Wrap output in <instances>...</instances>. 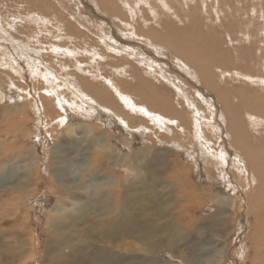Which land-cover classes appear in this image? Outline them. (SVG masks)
Segmentation results:
<instances>
[{"label": "rangeland", "instance_id": "obj_1", "mask_svg": "<svg viewBox=\"0 0 264 264\" xmlns=\"http://www.w3.org/2000/svg\"><path fill=\"white\" fill-rule=\"evenodd\" d=\"M93 1L0 0V173H4L8 166L17 167L25 184L29 181L35 183V189L30 192L25 186V218L21 215L14 224L7 218L5 201L7 191L16 187L17 180H11L6 184L7 188L0 189V257L7 258L9 252H19L20 257L15 264H84L87 257L85 264H110L114 254L120 257L115 258L117 264H144L146 257L149 261L153 259V264H264V180L258 181L256 176L254 181L250 175L244 179L246 173L242 170H248V162L241 157V151L235 152L231 145L232 137L225 129L230 116L221 113L219 102L211 91L206 98L212 99V110L210 104L200 99L193 86L197 84L181 69L183 65H180L182 62L178 61V55L175 59L166 50L164 57L156 56L152 53L153 48L148 49L151 45H147L145 48L153 57L147 51L139 53H144L147 62L158 66L154 69L139 63L133 52L108 50L109 44L122 48L133 47L134 43L126 44L131 41L117 31L109 15H104L101 20L95 17V13L100 12L102 16L104 12L98 7L100 11H97ZM148 1L120 0L121 9L134 22L127 28L130 32H135V25L147 29L174 21L185 30L179 33L180 38L187 40L185 35L190 34L199 45L203 44L204 51L217 55V61L232 63V70L222 74L213 69L223 75L220 83L246 93V99L252 104V112V109L241 110L242 117L247 119L248 116L242 130L248 137L259 138L252 141V146L256 147L263 167L264 0H165L164 4V0ZM216 8L220 10L217 12ZM116 24L122 25L120 21ZM246 24L250 28L247 29ZM100 34L105 39H99ZM240 54L247 55L250 65H245ZM122 63L121 68L111 67ZM239 64L248 68L235 69ZM129 65L130 69L134 66L142 76L145 75L143 78L148 79L153 89L161 86L158 94L155 92L157 95L153 92L152 102L159 106L169 95L168 107L181 111L159 113L146 109L150 116L130 113L122 104L125 99L120 102V98L115 96V104L124 106L123 111L132 117L129 122L131 129L140 131L134 136L127 126L116 125L117 116L122 118L125 112L118 115L96 111L87 113L90 106L84 104V94H79L81 90L84 93L85 87L92 97L100 98L102 95L96 94L95 88H110L107 81L103 85V77L110 78L112 83L120 79L121 84L148 91L149 88L139 84L141 78L138 74L132 73L131 78L127 77ZM159 68L168 72V78L183 82L184 88L177 81L174 86L163 81ZM71 84L79 93L72 89ZM165 86L171 94L163 96L162 87ZM201 87L198 89L205 92ZM241 87L244 89L240 92L238 89ZM179 89H183L187 99L192 100L190 104L201 108L199 117H195L196 113H192L194 108L191 109L184 101L186 97L179 96ZM142 100L139 99L138 105L146 108ZM155 117H160L164 124ZM248 120H252L251 125ZM145 146L150 151L146 155L141 154ZM76 148L84 149V154ZM136 151L138 158L146 157L149 161L147 166L137 164L132 176L128 160L129 156L136 155ZM222 151L223 154L225 152V162L215 158H222ZM174 153L178 156L181 153L180 157L193 165L191 178L178 167H168L162 162L173 159ZM74 162L81 168H76L72 174L68 170ZM119 176L124 181L126 179L123 183L126 196L120 201L109 191L112 185L118 187ZM187 178L190 182L183 180ZM187 189H193L194 199H190L191 196L188 199L184 194ZM131 190L136 193H130ZM135 204L137 207L131 213L134 222L130 224L122 219L129 214L127 208ZM55 209L59 212L56 222L60 228L58 230L49 224L50 234L56 238L52 237L48 245V216L51 217ZM155 213L152 217L151 214ZM144 219L151 220L147 223L149 230L141 224ZM23 221L24 229H14ZM193 223L197 224L195 229H192ZM85 238H89L88 242ZM171 240H176L174 245L170 244ZM150 242L154 254H141L134 250L137 244L144 245L143 249L150 248ZM90 257L97 261L90 263ZM14 258L7 260V264H13Z\"/></svg>", "mask_w": 264, "mask_h": 264}, {"label": "bare ground", "instance_id": "obj_2", "mask_svg": "<svg viewBox=\"0 0 264 264\" xmlns=\"http://www.w3.org/2000/svg\"><path fill=\"white\" fill-rule=\"evenodd\" d=\"M85 1V0H84ZM144 1V0H143ZM148 1V0H147ZM159 1H161V0H159ZM178 1V0H177ZM198 1V0H197ZM125 2V1H124ZM139 2H141V1H139ZM146 2V1H145ZM149 2V1H148ZM164 2H165V0L164 1H162V3L164 4ZM90 3V2H89ZM93 3H94V5H96V10L98 11L99 9H97V7L98 8H100L104 13H102V11H101V13L103 14L102 16H100L99 15V13H93L94 15H95V17H97L98 19H104L105 17H104V15H109L110 16V20H112V23H114L115 24V26H116V29H117V31L119 32V33H121L124 37H126V38H128V41H131V42H127L126 44H130V43H134V45H133V47H130V46H123L122 48H119V46L118 45H113V44H109L108 45V50L110 49V50H115V51H117V52H123V50L124 51H130V52H133V53H135V55L139 58V63H143V64H146V65H148V66H150V67H152V68H154V69H156L158 66L157 65H155L153 62H147V60H145L144 59V56L145 55H143V54H141L142 52H145L146 53V51L147 52H149L148 50H146V46L147 45H151V48H148V47H150V46H148L147 48L149 49V50H152V48L154 49V52H152V53H154L153 55H155L156 54V56H161V57H164V54H165V51L166 50H168V51H170L171 52V54L174 56V58L178 55L179 57V62H182V64H180L179 62H176L177 63V65L178 64H180V65H183V66H181V69L182 70H184L185 71V73H187L188 75H191V77L195 80V82H196V84L197 85H193V86H195V88H196V90H197V93H198V96H200V99L203 101V102H205L206 104L208 103V104H210V108H211V110H212V108H213V102H212V99L211 98H209V99H207L206 98V96L207 95H209L208 94V92L209 91H211L213 94H215V98L214 99H216L218 102H219V104H218V106H220V111H221V113H226V115L227 116H230V119H229V121L228 122H230L229 124H225V122H224V124H225V129L229 132V136H231L232 137V139H231V145H232V147L234 148V150H235V152L237 153V151H241L242 152V154L241 155H243V156H241V155H239V153H238V155L239 156H237L239 159H240V163H242V161H241V157H245L246 158V160H247V162H248V170H242L244 173H246V175H244V179H246V177L248 176V175H250V177L251 178H253V180H254V178L256 179V176H257V180L258 181H262V180H264V166L262 167V166H260L261 165V158L259 157L260 155H259V153L256 151V147L254 148L252 145H253V143H252V141L253 140H259V138L257 137V136H255V137H252V136H247L246 134H245V132L242 130V129H244V125H245V127H246V121H247V119H248V116H247V119L246 118H244V117H242L241 115H242V113H243V111H241V110H243V109H245V110H251V112L253 111V107H252V104L250 105L249 103H250V101H248L247 99H246V93H244V92H241V90H243L244 88H239L238 90H240V92L241 93H239V92H237V89H231V88H229V84H227V83H220L219 81H221L222 82V76L223 75H220L219 73H217L215 70H218V72H220L221 74L222 73H224V72H227V71H229L230 70V65L232 64L231 62L230 63H225V62H223V61H225V60H223V61H221V60H216V59H218V57H217V55H210V53L211 52H209V51H204L203 50V48H204V46H203V44H201V45H199L196 41H197V39H196V41H194V36H190V34H187V36L185 35V38H187V40H184V39H182V38H180L179 37V33L180 32H183V31H185L184 29H182V28H179V27H182V25H180L179 23H176V22H174V21H171V22H164L162 25H156L155 26V28L153 27V28H151V27H147V29L146 28H144V26L142 27V25H141V27L140 26H137V25H135L134 26V30H135V32L134 31H129L127 28H130L131 26H132V24L134 23H132L131 22V18L130 17H128V16H126L125 15V10L124 9H121L122 8V5H121V2H120V0H95V1H93ZM126 3V2H125ZM124 3V4H125ZM144 3V2H143ZM142 3V4H143ZM147 3V2H146ZM156 3H158V2H156ZM205 3V2H204ZM127 4V3H126ZM149 4V3H148ZM91 5V4H90ZM138 5V4H137ZM136 5V6H137ZM145 5V4H144ZM152 5V4H151ZM180 5V4H179ZM215 5V4H214ZM147 6V5H146ZM145 6V7H146ZM162 6H165V5H162ZM222 6H223V4H222ZM126 7L128 8V6L126 5ZM150 7V6H149ZM166 7V6H165ZM215 7V6H214ZM213 7V8H214ZM219 7V6H218ZM259 7V6H258ZM181 8V7H180ZM220 8V7H219ZM141 9V8H140ZM150 9V8H149ZM161 9V8H160ZM163 9V8H162ZM165 9V8H164ZM187 9V8H186ZM158 10V9H157ZM216 10H217V8H216ZM220 10V9H219ZM219 10H217V12L219 11ZM96 11V12H97ZM100 11V10H99ZM138 11V10H137ZM174 11V10H173ZM252 11V10H251ZM128 12H130V11H128ZM162 12V11H161ZM164 12H165V10H164ZM205 12H206V10H205ZM40 13V12H39ZM45 13V12H44ZM92 13V12H91ZM132 13V12H131ZM160 13V12H159ZM192 13V12H191ZM42 14V13H41ZM180 14V13H179ZM215 14V13H214ZM254 14V13H253ZM13 15V14H12ZM239 15V14H238ZM241 15V14H240ZM52 16V15H51ZM242 16V15H241ZM261 16V15H260ZM156 17V16H155ZM216 17V16H215ZM255 17H256V15H255ZM264 17V16H263ZM61 18V17H60ZM107 18V17H106ZM184 18V17H183ZM14 19V18H13ZM262 19V18H261ZM177 20V19H176ZM179 20V19H178ZM177 20V21H178ZM184 20V19H183ZM116 21H120V23L122 24V25H118V24H116ZM239 21V20H238ZM243 21V20H242ZM241 21V22H242ZM4 22V21H3ZM104 22L106 23V21L104 20ZM162 22V21H161ZM179 22H180V20H179ZM182 22H185V21H182ZM210 22V21H209ZM111 23V24H112ZM216 23V22H215ZM246 23V22H245ZM65 24V23H64ZM146 24V23H145ZM182 24V23H181ZM186 24V23H185ZM240 24V23H239ZM14 25V24H13ZM40 26V25H39ZM185 26V25H184ZM246 26H247V24H246ZM199 27V26H198ZM202 27H203V25H202ZM150 28V29H149ZM207 28V27H206ZM248 28H250V26L248 27L247 26V29ZM48 29V28H47ZM131 29H133V28H131ZM212 29V28H211ZM232 29V28H231ZM257 30V29H256ZM263 30V29H262ZM46 31V30H45ZM89 31V30H88ZM117 33V32H116ZM204 33V32H203ZM234 33V32H233ZM229 34V33H228ZM95 36H96V33L94 34ZM105 35V34H104ZM204 35V34H203ZM98 36H100L99 37V39H105V37H103V35H98ZM106 36V35H105ZM229 36H230V34H229ZM244 36H246L245 34H244ZM260 36V35H259ZM248 38V37H247ZM78 39V38H77ZM119 39V38H118ZM189 39L191 40V42L189 41ZM69 40V39H68ZM133 40V41H132ZM258 40H259V38H258ZM9 41V40H8ZM105 41V40H104ZM149 41H151V42H149ZM243 41V40H242ZM17 43H18V41H16ZM138 42H140V44H137ZM150 44H149V43ZM142 43V44H141ZM231 43V42H230ZM3 44V43H2ZM136 44V45H135ZM260 44V43H259ZM16 45V44H15ZM25 45V44H24ZM211 45V44H210ZM228 45V44H227ZM20 46V45H19ZM136 46H138V48H136ZM16 48H19L18 46H16ZM23 48V47H22ZM28 48V47H27ZM210 48V47H209ZM213 48V47H212ZM217 48V47H216ZM262 48V47H261ZM20 49V48H19ZM123 49V50H122ZM138 49H140V50H138ZM22 50V49H21ZM66 50V49H65ZM70 49H68V51H69ZM143 50V51H142ZM211 50V49H210ZM71 51V50H70ZM140 51H142L141 53H139ZM29 52V51H28ZM28 52H27V54H28ZM33 52V51H32ZM245 52V51H244ZM259 52V51H258ZM137 53V54H136ZM215 54V53H214ZM226 54H228V53H226ZM251 54V53H250ZM263 54H264V52H263ZM148 55L150 56H152V54L149 52L148 53ZM241 55V54H240ZM241 56H243V55H241ZM28 57V56H27ZM35 57V56H34ZM153 57V56H152ZM151 57V58H152ZM244 57V63H245V65H250V63H247V60L249 59V58H247V55L246 56H243ZM107 58H109V56L107 57ZM145 58H147V57H145ZM157 58V57H156ZM246 58V59H245ZM176 59V58H175ZM30 60H32V58H30ZM29 60V61H30ZM79 60V59H78ZM250 60V59H249ZM41 61V60H40ZM110 61V60H109ZM34 62V61H33ZM168 62V61H167ZM119 63V62H118ZM124 63V62H123ZM123 63L122 64H120L119 66H113V65H111V67H116V68H121L122 66H123ZM135 63V62H134ZM224 63H225V65H224ZM241 63V62H240ZM247 63V64H246ZM44 64V63H43ZM166 64H168V63H166ZM15 66V65H14ZM156 66V67H155ZM238 68H236L235 67V69H244L245 70V68H248V67H246V66H244V67H242L243 65H236ZM141 67V66H140ZM213 67L215 68V70L213 69ZM262 67V66H261ZM128 68H129V70H128V72H127V77H129V78H131V74L132 73H135V74H138L139 76H140V78H141V80L139 79V84L140 85H142L143 87H147V88H149V90L147 91V90H144V89H133V87H131V86H129V85H126V84H121V82H120V79H116V82L115 81H113V83L110 81V78H108V77H103V85H104V82H106L107 83V86H109L110 88V90L108 89V88H106L105 87V90L104 89H101V87H94L95 88V90L97 91L96 92V94L98 93V95H102V96H100V98H98L96 95V99L98 100V101H96V99H95V96L94 97H92L91 95H90V93L88 92V90L84 87V93H82L81 91H77L74 87H73V85L71 84V86H72V89H74L77 93H79V94H84V96L82 95V97H84L86 100H88V101H84V104L85 105H87L88 107H89V111H87V113H92V111L94 112V111H96V107L95 106H92L93 104L92 103H94L96 106L97 105H99V106H101V107H104L105 109L104 110H108V113H109V111H111V112H113V113H116L117 115H118V113H124L125 111H123V107L121 106V108L120 107H118L116 104H115V102L117 101V99L116 98H114L115 97V95H117L118 97H120L121 99H125V103L127 104V107H129L128 109L130 110V112H131V110H135V109H138L141 113H143V114H145V115H147V116H150V112L149 111H153V112H158L159 111V113H169L170 111L172 112V113H181V111H178V110H176L173 106H170V107H168V105H169V101L171 100V97L168 95L169 93L171 94V92H169V88L168 87H162V89H163V96H166V95H168L167 96V99H166V101L164 100V102L163 103H160L159 104V106H158V104L157 103H155L154 101L152 102V100L151 99H154V95H153V92H154V94L155 95H157L158 94V91H160V87H157V85L155 86V85H153V86H155V87H157L156 89H153V87L152 86H150V85H152V84H150V83H148V79H144L143 77L145 76H142V74H141V72L136 68V67H132L133 69H130V65L128 66ZM149 68V67H148ZM152 68H150V69H152ZM180 68V67H179ZM104 70L106 69V68H103ZM158 69V68H157ZM249 69H251L250 67H249ZM259 69H260V67H259ZM115 70V69H114ZM118 70V69H117ZM159 70H160V74H161V79L163 80V81H166L167 82V84L169 83V85H172V86H174V83L177 81L178 82V84H180L183 88H184V83L183 82H181V81H179V80H177V78H172V77H169L168 78V76H166L167 75V73L168 72H164L162 69H160L159 68ZM232 70V69H231ZM230 70V71H231ZM234 70V69H233ZM256 70V69H255ZM116 71V70H115ZM114 71V72H115ZM121 71V70H120ZM119 71V72H120ZM147 71V70H146ZM155 71H157V70H155ZM184 71H183V73H184ZM122 72V71H121ZM257 72H259V70L257 71ZM118 73V72H117ZM158 73V72H157ZM237 73V72H236ZM55 74V73H54ZM165 74V75H164ZM228 74V73H227ZM262 74V73H261ZM103 75H105V74H103ZM120 75H121V73H120ZM137 75V76H138ZM229 75V74H228ZM248 75V74H247ZM264 75V74H263ZM135 76V75H134ZM149 76V75H148ZM133 77V76H132ZM255 77V76H254ZM135 78V77H134ZM98 79V78H97ZM136 79H138V78H136ZM154 79V78H153ZM152 79V80H153ZM172 79V80H171ZM219 79V80H218ZM248 79V78H247ZM122 80V79H121ZM155 80V79H154ZM244 80V79H243ZM249 80V79H248ZM250 80H252V79H250ZM255 80V79H254ZM138 81V80H137ZM256 81V80H255ZM261 81V80H260ZM264 81V80H263ZM165 82V83H166ZM246 82V81H245ZM248 82V81H247ZM250 82V81H249ZM117 83V84H116ZM152 83V82H151ZM259 84V83H258ZM93 85V84H92ZM113 85V86H112ZM159 85H162V84H159ZM176 86V85H175ZM199 86H202L201 88H203V89H205V92L203 91V90H200V89H198V87ZM187 87V86H186ZM236 88V87H235ZM80 89V88H79ZM101 89V90H100ZM174 89V88H173ZM91 90H94V89H91ZM164 90H166V92H164ZM179 91H180V89H179ZM207 91V92H206ZM92 92V91H91ZM99 92H101V94H99ZM157 94H156V93ZM181 93L179 94V96L180 97H186V100H184V101H186L187 103H188V105L190 106V108L192 109V108H194V111L192 112V113H196L195 115V117H199V114L198 113H201L200 112V110L199 109H201V108H195L196 106L195 105H193V104H190V101H192V100H188L187 99V95L186 94H184V90L183 89H181V91H180ZM201 92H202V94L204 95V97L202 96V94H201ZM248 92V91H247ZM93 94V93H92ZM146 95V97L144 98L145 100H142V98L144 97ZM254 95V94H253ZM78 96V95H77ZM156 97V96H155ZM210 97V96H209ZM198 98V97H197ZM82 99V98H81ZM80 99V100H81ZM85 99H83V100H85ZM139 99H141L142 100V102L144 103V105H145V107L146 108H142V107H140L138 104V101H139ZM158 99V98H157ZM205 99H207L209 102H207ZM47 101V100H46ZM66 102V101H65ZM217 102V103H218ZM64 103V102H63ZM68 103V102H67ZM151 105V106H153L152 108H150V106L148 105ZM69 104V103H68ZM123 104V103H122ZM84 105V106H85ZM217 105V104H216ZM188 106V107H189ZM217 106V107H218ZM98 107V106H97ZM158 107H161V108H163V109H160V108H158ZM85 108V107H84ZM92 109V110H91ZM146 109H148V110H146ZM88 110V109H87ZM204 110V109H203ZM103 111V110H102ZM215 111V110H214ZM111 112H110V115H111ZM208 112V111H207ZM210 112H212V111H210ZM216 112V111H215ZM250 112V111H249ZM250 112V113H251ZM96 113H97V111H96ZM105 113V112H104ZM152 113V112H151ZM214 113V112H213ZM231 113H236V115H234V116H232L231 115ZM154 114V113H153ZM216 114V113H215ZM214 114V115H215ZM130 114H127V112H125L124 113V115L122 116V118L120 117V115H118L117 116V118L119 117L120 119H121V121H123V122H125L128 126H129V129L131 130V127H130V125H129V122L131 121V118L132 117H130L129 116ZM156 115V114H155ZM154 115V116H155ZM249 115V114H248ZM251 115V114H250ZM83 116V115H82ZM178 116V115H177ZM254 116V115H253ZM163 117H165L164 115L162 116V119H163ZM224 117V116H223ZM104 118V117H103ZM155 118H157L158 120H159V123L160 124H164L163 122H162V120L160 119V117H155ZM185 118V117H184ZM227 118V117H226ZM254 118V117H253ZM256 118V117H255ZM109 118H106V120H108ZM197 119V118H196ZM223 119L224 118H222V120L221 121H223ZM251 119H252V117H251ZM118 120V119H117ZM164 120H166L165 118H164ZM163 120V121H164ZM171 120H172V118H171ZM198 120V119H197ZM138 121V120H137ZM151 121V120H150ZM174 121V120H173ZM172 121V122H173ZM178 121H180V120H178ZM250 121H252V120H248V122H249V125H251L250 123ZM154 122V121H153ZM158 122V121H157ZM198 122V121H197ZM255 122V121H254ZM62 123V122H61ZM117 123V122H116ZM144 123V122H143ZM182 123V122H181ZM184 123V122H183ZM220 123V122H219ZM174 124V123H173ZM78 126H81V125H78ZM145 126V125H144ZM196 126H197V124H196ZM126 127V126H125ZM141 127H143V126H141ZM79 128V127H78ZM81 128V127H80ZM147 128V127H146ZM255 129H256V127H254ZM259 128V127H258ZM257 128V130H259ZM72 130V129H71ZM127 130V129H126ZM132 130H134V129H132ZM186 130V129H185ZM138 132H140L139 130H134V132H132L131 133V135H133L134 136V133H138ZM249 132V131H248ZM254 132H255V130H254ZM142 133V132H141ZM144 133V132H143ZM247 133V132H246ZM251 133V132H250ZM257 133V132H256ZM241 135H246V136H241ZM249 135V134H248ZM100 136V135H99ZM200 136V135H199ZM228 137V136H227ZM202 138V137H201ZM263 138V137H262ZM86 139V138H85ZM102 139V138H101ZM72 142V141H71ZM65 143H67V142H65ZM206 144V146H207V143H205ZM180 145V144H179ZM197 145V144H196ZM209 145V144H208ZM54 146V145H53ZM72 147V146H71ZM70 147V148H71ZM205 147V146H204ZM204 147H203V150H206V149H204ZM258 147V146H257ZM81 148V147H80ZM210 148V147H209ZM58 149V148H57ZM76 149H78V148H76ZM147 149V148H146ZM211 149V148H210ZM238 149V150H237ZM79 151H81L82 149H78ZM209 151V150H208ZM208 151H206V152H208ZM203 152V151H202ZM211 152L213 153V151L211 150ZM57 152H55L54 153V155L56 154ZM81 153V152H80ZM200 153V152H199ZM222 153V158H218V157H216L215 156V158L216 159H219L220 161L222 160V161H224L225 162V160L226 159H223L224 157H223V155H225V152H224V154H223V151L221 152ZM82 154H84V149L82 150ZM197 154V153H196ZM204 154V153H203ZM201 155V154H200ZM229 155H231V154H229ZM245 155V156H244ZM236 156V155H235ZM241 156V157H240ZM215 158H212V159H215ZM54 159V158H53ZM182 159V158H181ZM208 159V158H207ZM60 161H62V158H60L59 159ZM63 161H64V159H63ZM212 162H213V160H212ZM214 163V162H213ZM258 163V164H257ZM81 164V163H80ZM215 164H216V162H215ZM62 165V164H61ZM229 165V164H228ZM235 165V164H234ZM237 165V164H236ZM6 166V165H5ZM70 166H71V168H70V170H68V171H70L72 174H73V172H74V170L76 169V168H78V167H80L81 168V165H79L78 167H77V163H75L74 162V164H70ZM2 167V166H1ZM65 167V166H64ZM135 167H136V165H135ZM231 167V166H230ZM34 168V167H33ZM62 168V167H61ZM234 168H236V167H234ZM246 168V167H245ZM32 169V168H31ZM132 169H134V168H132ZM240 168H238L237 170H239ZM33 170V169H32ZM60 170V169H59ZM59 170H57V171H59ZM61 171V170H60ZM66 171H67V169H66ZM20 173V171H19V169L17 168V167H13V166H8V167H6V171H4V173H0V189H4L5 187H6V184L7 183H9L10 184V182H11V180H18L20 177H19V174ZM60 173V172H59ZM75 173V172H74ZM96 173H98V172H96ZM96 173H94L95 175H96ZM99 174V173H98ZM233 174H235V173H233ZM241 174V173H240ZM257 174V175H256ZM94 175V176H95ZM174 175H176V174H174ZM93 176V175H92ZM137 176V175H136ZM230 176V175H229ZM106 177V176H105ZM88 178H89V176H88ZM98 178V177H97ZM104 178V177H103ZM95 179V178H94ZM99 179V178H98ZM97 179V180H98ZM102 179V178H101ZM153 180V179H152ZM72 181V180H71ZM90 181V180H89ZM93 181V180H92ZM101 181V180H100ZM255 181V180H254ZM166 183H168V182H166ZM263 183V182H262ZM85 185H86V183H85ZM84 185V186H85ZM87 185H90V183L88 182V184ZM92 185V184H91ZM168 185H170V184H168ZM92 187H93V185H92ZM7 188V187H6ZM54 188V187H53ZM210 188V187H209ZM88 190V189H87ZM254 190H255V187H254ZM19 191V190H18ZM86 191V190H85ZM182 193V192H181ZM192 196H194V195H191V197H190V199H194L195 197H192ZM129 198V196H127L126 197V199H128ZM221 198V197H220ZM219 198V199H220ZM223 200L225 199V198H222ZM193 201H198V199L197 200H193ZM125 204V203H124ZM255 204V203H254ZM125 205H128V204H125ZM124 205V206H125ZM137 207V204H135V205H133V206H131V207H128L127 208V210H133L134 208H136ZM88 210V209H87ZM58 210L57 209H55V211H54V214L52 215V213H51V217L50 216H48V225H47V231L49 232V236L47 237V243H48V245H50V241H51V238L53 237V238H56L54 235H51L50 234V228H49V224H51L53 227H56L58 230H59V228H60V226L57 224V222H56V220H57V216H58ZM119 213H121V212H119ZM132 213V212H131ZM131 213H129V215H127V216H125L122 220H125V221H127V223L128 222H130V224L131 223H133L134 222V220H132V215H131ZM134 214V213H133ZM121 215V214H120ZM156 215V213L155 214H151V216L153 217V216H155ZM164 215V214H163ZM27 217V219H28V216H26ZM165 217V216H164ZM23 218H25V212H24V214H23ZM148 218H150V216L148 217ZM160 218V217H159ZM158 218V219H159ZM214 218V217H213ZM145 220V219H144ZM166 220V219H165ZM147 220H145V221H143V222H141V224L143 225V226H145V222H146ZM169 221V220H168ZM161 222H163V221H161ZM170 222V221H169ZM171 222H174V221H171ZM147 223V222H146ZM153 224L155 223L154 221L152 222ZM181 223V222H180ZM156 224V223H155ZM166 225V224H165ZM164 225V226H165ZM181 225V224H180ZM64 226H67L66 224L64 225ZM161 226V225H160ZM182 226V225H181ZM133 227H134V229H135V227H136V225L134 224L133 225ZM153 227V226H152ZM156 227V226H155ZM168 227V226H167ZM146 228V227H145ZM148 228V227H147ZM161 228V227H160ZM166 228V227H165ZM164 229V228H163ZM149 230V229H148ZM161 235V234H160ZM171 236V235H170ZM158 238H159V236H158ZM88 239L89 238H85V240H86V242H88ZM34 240H35V238H34ZM158 240V239H157ZM262 240V239H261ZM176 241V240H175ZM175 241H173V240H171V245H174V243H175ZM216 241V240H215ZM263 241V240H262ZM85 242V241H84ZM85 242V243H86ZM219 242V241H218ZM139 243V242H138ZM150 248L148 247V248H146V249H143L142 247H144V245H141L140 246V244H137V245H135L134 246V250L135 251H140L141 252V254L142 253H146L147 255H152V253H153V244H152V242H150ZM140 246V247H139ZM159 246H161L160 244H159ZM170 246V245H169ZM264 246V245H263ZM231 247H232V245H231ZM237 249V248H236ZM258 251H259V249H258ZM101 252H102V250H101ZM155 252H157V251H155ZM159 252V251H158ZM15 253L16 252H9V255H6V256H8V257H10V260H11V258L12 257H14L15 256ZM100 253V252H99ZM103 253H104V251H103ZM148 253H150V254H148ZM154 254V253H153ZM5 256V255H4ZM2 257V256H1ZM110 257V256H109ZM88 258V257H87ZM87 258H85L84 259V264H85V262H86V260H87ZM112 258H113V261L110 263V264H117V260L115 259V258H117V257H114V255H112ZM91 261H90V263L91 262H96L97 260H94L92 257H90L89 258ZM240 259V258H239ZM8 260V259H7ZM99 260V259H98ZM230 260V259H229ZM227 263H228V261H227Z\"/></svg>", "mask_w": 264, "mask_h": 264}, {"label": "crops", "instance_id": "obj_3", "mask_svg": "<svg viewBox=\"0 0 264 264\" xmlns=\"http://www.w3.org/2000/svg\"><path fill=\"white\" fill-rule=\"evenodd\" d=\"M116 97H118L117 95H115ZM120 98V97H119ZM85 99V98H84ZM86 100V99H85ZM86 101H88V100H86ZM120 102L122 101L121 100V98H120V100H119ZM124 105H126V107H127V104L125 103V102H122ZM95 107H96V111H97V113H108V110H104L105 108L104 107H101V106H99V105H95L94 103H92ZM121 108V107H120ZM129 108V107H128ZM122 109V108H121ZM103 110V111H102ZM111 111H109V113H110ZM111 113H113V112H111ZM130 113H141L139 110H137V109H135V110H131V112ZM132 115V114H131ZM114 116V115H113ZM115 121L117 122V124L116 125H122V126H127L128 128H129V126L125 123V122H123V121H121V119L118 117V120L117 119H115ZM129 132L130 133H132V132H134V130H130L129 129ZM134 134H137V133H134ZM21 139H19V141H20ZM14 141L16 142V140L14 139ZM134 142V141H133ZM18 142H16V144H17ZM13 148V147H12ZM147 148V149H146ZM173 150H174V148H172ZM150 152L149 151V147H147V146H145V149H143L142 151H141V154H148V153ZM170 152V151H169ZM136 155L135 156H129V159L130 160H128V167H129V172H130V174L132 175V176H134L135 174V171L137 170V164H139V165H144V166H147V163H148V161H149V159L148 158H146V157H141V158H138L137 157V151H136V153H135ZM174 155H176V156H174L173 157V159H165V160H162V162L165 164V166H168V167H178L179 169H180V171L182 172V173H184V175L185 176H190V173H191V170H192V164H187L186 163V161H184L183 160V158L182 157H180L181 156V153H179V155L180 156H178L177 154H175L174 153ZM182 158V159H181ZM126 165V164H125ZM135 165H136V167H135ZM158 165H161L162 167H163V165L162 164H158ZM171 165V166H170ZM127 166V165H126ZM152 167H153V165H151ZM150 166V167H151ZM121 167V166H120ZM132 168H134V169H132ZM108 170H109V168H108ZM151 170V169H150ZM152 172V171H151ZM191 175H192V173H191ZM38 176H40V174H38ZM190 178H191V176H190ZM184 181H186L187 180V182H190V180L187 178V179H183ZM118 182H119V185H118V187H116V186H110V189H109V191H112L114 194H115V196L118 198V200L120 201V199L122 198V197H124V196H126V189H124L123 188V183H125L126 182V179H125V181L122 179V177L121 176H119V179H118ZM16 187H13V188H11L10 190H8L7 191V193H6V196H7V201H5V203H6V214H7V218L9 219V220H13L12 222H9V223H15V220H17L19 217H21V215H23L24 214V201H25V186L27 185L28 186V189H29V191L28 192H30L31 190L33 191L34 189H35V183H31V181H29L27 184H25V179H23V178H19L17 181H16ZM38 189H40V182L38 181ZM189 187H190V184H189ZM191 187H192V185H191ZM19 190V191H18ZM105 191V190H104ZM27 193V192H26ZM130 193H133V194H135L136 193V191L135 190H131L130 191ZM184 194H186V196H187V198L189 199V197L191 196V195H194L195 193H194V191H193V189L192 190H190L189 191V189H187V190H185V192H184ZM114 197V196H113ZM116 197H114L115 199H116ZM192 197H195V195L194 196H192ZM132 211L131 210H129V212L128 213H131ZM52 213V215L54 214V212H51ZM12 215V216H11ZM129 215V214H128ZM122 221V220H121ZM150 221L151 220H147L146 222L147 223H150ZM145 222V226H143V227H148V229H149V224H147ZM147 224V225H146ZM141 226V227H142ZM195 227H197V224L196 223H193V227H192V229H195ZM9 229H10V227H8ZM24 229L25 228V223H24V221L23 222H21V223H18V224H16L15 225V227H14V229ZM28 230H32L31 228H27ZM162 229V228H161ZM114 256L115 257H118V258H120L118 255H116V254H114ZM19 257H20V253L19 252H16L15 253V258L13 259V261H14V263L13 264H15L18 260H19ZM93 258V257H92ZM7 259H8V261L10 260V258L9 257H5V258H3V257H0V264H7ZM151 262H153V259H152V261H149L148 259H147V257H146V260H145V263L144 264H153V263H151Z\"/></svg>", "mask_w": 264, "mask_h": 264}]
</instances>
